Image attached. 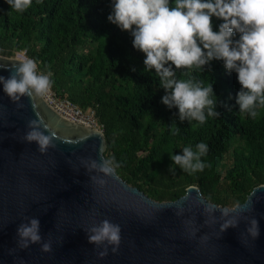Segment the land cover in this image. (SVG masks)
I'll return each mask as SVG.
<instances>
[{
    "label": "trees",
    "instance_id": "obj_1",
    "mask_svg": "<svg viewBox=\"0 0 264 264\" xmlns=\"http://www.w3.org/2000/svg\"><path fill=\"white\" fill-rule=\"evenodd\" d=\"M112 2L33 0L19 14L0 0V54L26 50L40 70L52 73L58 96L94 109L108 141L105 156L115 157L121 164L118 174L154 199L175 200L198 185L207 199L222 206L243 203L264 183V108L255 120L241 117L238 74L228 72L222 60H212L203 73L193 75L205 85L212 82L220 117L204 124L181 121L178 108L162 103L166 90L155 69L144 71L145 54L133 46L134 37L108 20ZM212 21L219 31L223 21ZM184 71L177 70V77L186 79ZM200 142L209 146L203 159L210 168L195 175L179 166L175 173L169 170L173 153Z\"/></svg>",
    "mask_w": 264,
    "mask_h": 264
},
{
    "label": "water",
    "instance_id": "obj_2",
    "mask_svg": "<svg viewBox=\"0 0 264 264\" xmlns=\"http://www.w3.org/2000/svg\"><path fill=\"white\" fill-rule=\"evenodd\" d=\"M19 59L0 54V75L8 77ZM22 103L25 107L17 109L0 84V264H264V183L247 196L255 191V210L250 213H239L238 204L210 201L198 185H190L175 200L159 201L117 172L101 188L90 175L102 174L87 173L81 161L99 159L102 142L107 150L105 132L66 118L46 99L35 110L27 97ZM37 112L68 141L56 140L57 147L47 153L39 152L36 142L24 141ZM198 193L214 212L204 211ZM177 203L184 208L179 216ZM234 215L239 226L221 232V225ZM253 216L260 236L255 241L249 237L245 244L241 234ZM25 217L40 220L43 241L52 242L51 252H43L39 243L19 248L17 228ZM104 219L121 226L122 241L117 253L109 246L108 255L100 258L103 246L89 243L86 229Z\"/></svg>",
    "mask_w": 264,
    "mask_h": 264
},
{
    "label": "clouds",
    "instance_id": "obj_3",
    "mask_svg": "<svg viewBox=\"0 0 264 264\" xmlns=\"http://www.w3.org/2000/svg\"><path fill=\"white\" fill-rule=\"evenodd\" d=\"M6 3L10 5L11 12L23 14L32 6L33 0H6ZM213 17L223 21L219 31L213 30ZM108 20L134 37L133 46L145 54L144 71L155 69L160 86L166 90L162 103L170 109L178 108L181 121L204 124L209 117H220L212 82L205 85L193 75L203 73L212 60H222L228 72L238 74L241 89L236 103L241 117L247 115L255 120L259 115L258 109L264 108V0H174V4L170 0H113ZM14 62L18 63H13L8 77L0 75L3 92L17 109L25 107L22 98L27 97L35 110L54 88L52 73L40 70L32 58ZM181 69L186 70L182 72L186 79L177 77V70ZM36 114L38 118L28 122L29 130L23 137L24 141L36 142L41 153L56 148V140L68 141L58 134L52 123H44L39 112ZM172 126L174 134H179L180 128L175 123ZM208 152L209 146L204 142L197 143L194 149L186 146L182 154L171 155L174 166L169 170L175 173V166H179L189 175L203 172L211 167L203 159ZM104 153L102 142L99 159L88 157L81 161L87 173L102 174L90 175L91 182L101 188L108 184L109 178L117 176L116 170L121 167L115 157H106ZM254 194L255 191L252 196ZM197 197L206 213L216 210L199 193ZM251 197L235 207L239 213L254 212ZM176 208V214L182 215L183 204L177 203ZM156 210H160L159 205H156ZM223 215L228 216L229 212L225 210ZM238 226L239 220L234 215L221 225V232ZM86 231L89 243L97 248L103 246V251L98 252L100 258L108 255L109 246L113 253L119 251L122 241L119 224L104 219ZM241 235L245 244L249 237L255 241L260 236V225L255 216L248 219L246 231ZM17 236L21 249L39 243L43 252L52 251L51 240L43 241L37 217H25V222L17 228ZM190 237H195V230L191 231ZM205 240L207 236L201 237L202 242Z\"/></svg>",
    "mask_w": 264,
    "mask_h": 264
},
{
    "label": "built area",
    "instance_id": "obj_4",
    "mask_svg": "<svg viewBox=\"0 0 264 264\" xmlns=\"http://www.w3.org/2000/svg\"><path fill=\"white\" fill-rule=\"evenodd\" d=\"M15 56L21 57V59L29 58L27 56L26 50L17 52ZM45 99L66 118L76 123L104 131L102 126L98 122L94 109L90 108L88 110H85L84 108L73 102L71 99L58 96L54 90H52L51 94Z\"/></svg>",
    "mask_w": 264,
    "mask_h": 264
},
{
    "label": "bare ground",
    "instance_id": "obj_5",
    "mask_svg": "<svg viewBox=\"0 0 264 264\" xmlns=\"http://www.w3.org/2000/svg\"><path fill=\"white\" fill-rule=\"evenodd\" d=\"M19 58H21V57H19ZM23 59V58H22Z\"/></svg>",
    "mask_w": 264,
    "mask_h": 264
}]
</instances>
